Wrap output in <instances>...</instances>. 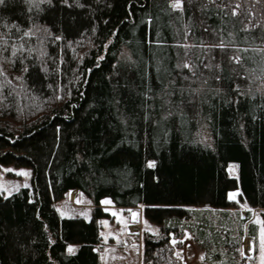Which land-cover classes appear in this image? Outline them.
Returning a JSON list of instances; mask_svg holds the SVG:
<instances>
[{"label": "rangeland", "instance_id": "1", "mask_svg": "<svg viewBox=\"0 0 264 264\" xmlns=\"http://www.w3.org/2000/svg\"><path fill=\"white\" fill-rule=\"evenodd\" d=\"M121 1L111 3L118 7V12L109 11L111 19L121 23L116 34L118 42L109 48L108 65L102 67L101 73L91 72L92 81L85 90L78 124L83 131V118H92V110L105 116L108 123L103 122L102 133L119 135L124 144L130 145L128 149L133 154H127L129 159H137L144 169H157L163 178L161 186L166 182L168 186L164 188H171L168 193L177 195L165 201L130 191L134 172L125 163L115 164L122 162L127 151V147L119 145L110 147L101 157V166L107 169L109 177L93 166L90 181L80 172L70 141L57 158L62 157L60 162L64 165L56 164L58 167L49 174L54 193L42 199L48 209L42 215L36 212L47 236L46 242L41 240L46 258L50 264H57L50 249L57 242L61 260L86 246L92 254L86 264H264V204L256 203L249 189L253 162L257 155L264 158V82L243 75L233 49L254 40L264 47V21L233 22L202 9L191 14L181 0ZM234 1V6L251 2L252 10L253 2L264 4V0ZM177 2L180 8L173 7ZM170 41L177 43L184 64L197 77L169 89L168 100L160 101L152 94L167 90L163 62L164 49ZM110 64L113 79L105 75ZM122 66L131 70L132 80L128 83L126 74L120 71ZM103 77L105 80H101ZM214 86L225 95L235 92L237 97L244 94L250 99L251 148L235 137L229 124L223 133L212 131L211 124L200 123L199 115H194L213 103ZM217 101L223 104L220 117L228 120V103ZM113 122L120 126L115 129L117 132ZM177 127L182 128L181 136L187 143L162 153L161 148L169 146L171 133H176ZM189 137L205 150L196 151ZM212 137L218 145L213 144ZM83 138L88 151L95 147L87 135L83 134ZM119 152L123 159L114 156L118 162H111V153ZM215 152L223 156L222 170L217 167ZM20 155V151H13L0 161V204L17 201L22 209L23 199L31 201L35 197L30 188L31 163ZM173 159L176 162L171 169ZM178 161L183 165L178 166ZM187 161L201 168V174L206 176L203 181L200 172L193 165L188 167ZM167 175L169 181L164 180ZM177 183L181 191H177ZM71 221L85 232L87 240L67 239L64 223ZM244 238L250 241L248 250L244 248Z\"/></svg>", "mask_w": 264, "mask_h": 264}, {"label": "trees", "instance_id": "2", "mask_svg": "<svg viewBox=\"0 0 264 264\" xmlns=\"http://www.w3.org/2000/svg\"><path fill=\"white\" fill-rule=\"evenodd\" d=\"M233 1L181 0L191 14H197V11L202 9L214 11L233 22L240 23L245 20L259 24L264 21V4L255 5L253 2L252 10L251 2L248 5L234 6ZM112 2L113 0H4V3L0 4V161L13 151L21 152L20 156L31 163L30 188L35 197L31 201L23 199L24 209L19 208L17 201L1 202L3 204H0V264H50L43 250L44 245H41V240L46 242L47 236L41 229L42 222L36 212L39 211L42 215L45 213L43 210L48 209L42 199L54 193L49 174L51 170L64 165L60 162L62 157L59 160L57 158L64 153L70 141L75 147L74 155L78 168L90 181L93 179V166L98 168L99 173L105 174L104 177H109L107 169L101 166L103 164L101 157L110 147L119 145L127 147V151L123 153L124 159L120 156L121 152L111 153L110 157L113 160L111 162H118L120 157L123 159L122 162L115 164L125 163L132 167L134 173L130 179L133 181V187L130 191L165 201H171L172 197L177 195L168 193L171 188H164L168 186L166 182L165 186H161L163 178L157 169H144L138 164L137 159H129L130 156L127 154H133L128 149L130 145L124 144L119 135L114 134L116 136L112 137L105 131L102 133L103 122L108 123L105 116L96 115L97 111L92 110V118H83L85 119L82 124L83 131L78 124L80 116L77 115L85 90L92 81V71H96L98 75L101 73L102 67L108 65L109 48L118 42L116 34L119 33L121 23L117 19L112 20L109 11L119 9L115 8L116 5L111 6ZM233 49L236 54L235 61L243 75L253 81L259 79L258 82H264L262 78L264 47L256 45L254 40L237 45ZM112 67L110 64L107 67L109 71L105 73L110 79L115 76ZM121 70L127 76L126 82H130L131 70L125 66H122ZM163 72L167 90H158L152 94L154 99L160 101L168 100L169 91L180 82L191 81L197 77L193 69L184 64L180 47L173 41L167 42L164 49ZM115 88L116 84H113L112 90ZM212 92L213 98L208 92L204 95L212 98L213 103L204 112L200 110L194 115H199L200 123L211 124L212 131L223 133L229 124L235 137L243 145H249L248 149L251 148L250 99L244 94H241L242 98L237 97L235 92L225 95L215 86ZM217 100L223 102L226 100L228 103V120L220 117L223 104L221 106ZM190 116L193 125V113ZM93 118H96L95 121L91 120ZM118 125L117 122H113L115 132H117L115 129H120ZM174 127L176 128V123ZM262 130L264 134V129ZM83 134L95 143V149H91L92 151H88L84 146ZM182 134V128H178L176 133L173 130L169 146L163 145L161 152L187 143ZM189 140L192 141L191 137ZM214 142L218 145L215 138L213 144ZM193 144L196 147H192L196 151L205 150L202 144L198 142ZM215 153L217 167L222 170L223 156L219 152ZM184 154L189 158V153L185 151ZM126 159L127 162H124ZM175 162V159L170 161L171 169ZM56 164L58 166L55 167ZM179 164L183 165L178 161V166ZM189 164L196 168L192 161L186 162L188 167ZM252 168L249 173L251 175L249 189L256 203L264 204L262 155L256 156ZM196 170L200 172V180L203 181L205 174H201L198 165ZM164 180L169 181L168 175L164 176ZM223 180L227 182L228 179ZM177 187V191H181V185L177 183ZM64 228L67 239L87 240L85 232L76 227V223L72 221L64 223ZM57 246V242L50 246L57 257V264H86L85 261L92 256L86 246H83L76 255L61 260L56 250Z\"/></svg>", "mask_w": 264, "mask_h": 264}, {"label": "crops", "instance_id": "3", "mask_svg": "<svg viewBox=\"0 0 264 264\" xmlns=\"http://www.w3.org/2000/svg\"><path fill=\"white\" fill-rule=\"evenodd\" d=\"M244 248H250V241L247 238H244Z\"/></svg>", "mask_w": 264, "mask_h": 264}, {"label": "snow or ice", "instance_id": "4", "mask_svg": "<svg viewBox=\"0 0 264 264\" xmlns=\"http://www.w3.org/2000/svg\"><path fill=\"white\" fill-rule=\"evenodd\" d=\"M4 3V0H0V4H3ZM173 7H176V8H180L181 7V4L180 3H175L174 5H173ZM71 250V249H70Z\"/></svg>", "mask_w": 264, "mask_h": 264}, {"label": "bare ground", "instance_id": "5", "mask_svg": "<svg viewBox=\"0 0 264 264\" xmlns=\"http://www.w3.org/2000/svg\"><path fill=\"white\" fill-rule=\"evenodd\" d=\"M246 250L250 249V248H245Z\"/></svg>", "mask_w": 264, "mask_h": 264}]
</instances>
